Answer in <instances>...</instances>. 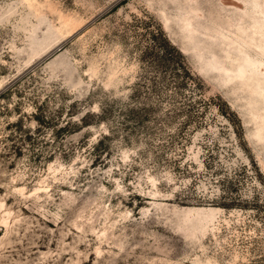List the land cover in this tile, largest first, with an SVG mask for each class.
I'll use <instances>...</instances> for the list:
<instances>
[{"label":"rangeland","instance_id":"374dc122","mask_svg":"<svg viewBox=\"0 0 264 264\" xmlns=\"http://www.w3.org/2000/svg\"><path fill=\"white\" fill-rule=\"evenodd\" d=\"M0 264H264V0H0Z\"/></svg>","mask_w":264,"mask_h":264},{"label":"trees","instance_id":"16d2710c","mask_svg":"<svg viewBox=\"0 0 264 264\" xmlns=\"http://www.w3.org/2000/svg\"><path fill=\"white\" fill-rule=\"evenodd\" d=\"M178 68H179L182 72H184V74H185V77H183V80H185V79H186V81H190V80H192V79H191V76H190V71H189L188 65H187L184 61H182V62H180V63L178 64Z\"/></svg>","mask_w":264,"mask_h":264}]
</instances>
